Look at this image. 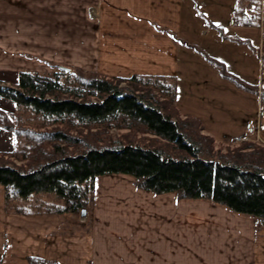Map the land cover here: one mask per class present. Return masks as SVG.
<instances>
[{
	"label": "crops",
	"instance_id": "1",
	"mask_svg": "<svg viewBox=\"0 0 264 264\" xmlns=\"http://www.w3.org/2000/svg\"><path fill=\"white\" fill-rule=\"evenodd\" d=\"M196 26L205 36L201 44L193 40ZM263 37L264 0H0V81L16 85L20 72L49 73L61 66L113 76L174 77L177 83L187 79L199 83L206 105L225 101L221 107L232 112L224 115L215 106L216 115H209L201 103L194 115L205 131L240 123L239 135L254 132L250 121L258 103L264 138V57L258 51ZM251 71L258 72L255 86L246 81ZM235 75L239 86L232 82ZM180 101L193 102L179 93ZM6 102L8 111L15 110ZM238 116L246 120L234 121ZM15 142L14 133L0 127V151L13 149ZM64 216L9 212L0 185V264H29V256L62 264H176L173 253L144 254L143 238L137 237L135 246L121 238L113 243L107 225L73 232L75 225L66 229ZM256 254L255 264H264V255Z\"/></svg>",
	"mask_w": 264,
	"mask_h": 264
},
{
	"label": "trees",
	"instance_id": "2",
	"mask_svg": "<svg viewBox=\"0 0 264 264\" xmlns=\"http://www.w3.org/2000/svg\"><path fill=\"white\" fill-rule=\"evenodd\" d=\"M69 75L75 79L71 81ZM152 76L107 77L93 71L61 69L52 73L20 72L16 85L0 81V96L14 101L17 108L31 109L47 122L46 126L68 122L79 126L142 124L180 152L173 156L162 148L128 142L90 145L69 153L67 145L80 138L60 128L38 131L25 127L16 121L15 113L0 109V127L11 130L16 139L22 136L34 144L20 151L24 165L14 163L18 148L0 152V185L5 188L7 210L31 213L17 206V201L29 199L36 192H52L64 198L66 206L52 204L45 212L78 211L85 205L93 187L90 182L97 176L128 173L136 177L141 188L157 193L175 191L182 198L211 199L264 220V145L248 142L227 153L215 152L214 139L202 132L199 117L175 119L171 112L179 101L177 85L170 103H162L153 92L164 89L152 83ZM122 81L130 85L122 87ZM171 86L167 85L165 91ZM260 99L264 104V90ZM28 260L29 264H62L36 256Z\"/></svg>",
	"mask_w": 264,
	"mask_h": 264
},
{
	"label": "rangeland",
	"instance_id": "3",
	"mask_svg": "<svg viewBox=\"0 0 264 264\" xmlns=\"http://www.w3.org/2000/svg\"><path fill=\"white\" fill-rule=\"evenodd\" d=\"M255 9L259 10L257 7ZM193 34L195 42L201 44L205 40V36L200 32L199 27H194ZM202 55L206 57L205 54ZM197 63L194 62V64ZM72 69L73 73L83 70L79 68ZM58 71H61V69H58ZM234 73L229 71L227 74L231 76ZM99 74L107 77H124ZM152 77H154L152 83L157 82V84L159 83V87H157L164 89L163 91L158 89L161 93L156 90L153 92L160 102L164 103L168 100L170 103V99L175 93V85H177L181 99L193 101L188 102V105H184L183 101H178L177 107L171 111L175 119L198 115L199 111H201V103L204 106L203 110H205L206 103L198 95L199 83L197 85L194 83L193 85L191 82L188 83L187 79L177 83V79L174 77ZM238 77L240 76H232V82L239 86ZM69 78L72 81L74 77L69 75ZM66 79L65 74L63 80L66 81ZM246 81L249 86H255L258 83V72L253 73L251 71L250 77ZM75 84L78 83L75 82ZM128 85L130 84L126 81L121 82L122 87H127ZM167 85L172 86L168 88V91H165ZM148 87L146 86L145 89ZM193 89L196 92L195 95L190 92ZM246 95L249 96L251 103V94ZM65 96L73 97L69 94ZM255 97L257 99V96ZM91 99L94 100L96 97H91ZM6 101L14 103L16 106L15 110L8 111L11 107H4L8 106ZM226 103L225 101L209 102V105H206L208 114L211 115L210 111H213L216 115V107H221ZM191 105L194 106L193 111L190 110L192 109ZM0 106L1 109L6 108L4 110L7 112L15 113L16 121L21 123L20 125L30 126L38 131L60 128L69 135L80 138V141L67 145L69 153L82 151L90 145H117L128 142L162 148L173 156H178L180 153L171 143L149 132L142 124L127 126L122 123H110L79 126L73 123L68 125V122L67 124H59L61 126L58 127L55 124L46 126L47 122L45 123L42 117L29 108H17L16 103L8 98L0 96ZM260 110H262L261 106L257 103L255 118L250 121L254 127L256 126L252 133L239 135L244 130L240 123L226 125L228 126L226 128L225 126L217 127L215 133L205 131L203 124L204 129L202 132L213 137L214 151L219 152V154L238 149L248 142L264 145V138L259 128L261 126L260 118L263 116L260 115ZM220 112L224 115L232 114L225 106L220 108ZM233 114L237 115L238 112L233 111ZM245 115L249 116L248 114ZM246 116H238L237 119L233 117V120L236 122L237 120L245 121ZM244 135L248 136V138L239 140V137ZM32 143L25 137L20 136L19 139H16L13 149L1 150L0 152L8 153L18 148L16 150L17 155L13 159L14 163L16 165H24L25 162L21 159L23 154L20 151L27 146L31 148L34 145ZM90 183L93 184V187L89 189L85 205L78 211L64 212V226L66 229L75 225L73 232H80L96 228V225L101 227L107 225V233L110 232L111 228V234L113 235L111 240L113 243L116 244L118 238H121V240L124 239L125 244L130 243V246H135L137 237L138 239L143 238L144 254H150L151 250L158 256H162V254L172 255L173 253L175 254L173 256H175L176 264H255L253 261L254 254L257 253L256 256L264 255V247L259 246L264 241V220L259 216L236 212L226 205L211 199L182 198L175 191L157 193L147 190L139 187L136 177L128 173L99 175ZM52 204L57 207H65L66 201L52 192H36L29 199L17 201V206L29 208L33 212L46 211V208ZM84 208L86 214L83 215L82 209Z\"/></svg>",
	"mask_w": 264,
	"mask_h": 264
},
{
	"label": "built area",
	"instance_id": "4",
	"mask_svg": "<svg viewBox=\"0 0 264 264\" xmlns=\"http://www.w3.org/2000/svg\"><path fill=\"white\" fill-rule=\"evenodd\" d=\"M258 51H259L260 57L261 58L264 57V37L261 39V41L259 43V49H258ZM247 138H248V136L244 135L242 137H239V140H245Z\"/></svg>",
	"mask_w": 264,
	"mask_h": 264
},
{
	"label": "water",
	"instance_id": "5",
	"mask_svg": "<svg viewBox=\"0 0 264 264\" xmlns=\"http://www.w3.org/2000/svg\"><path fill=\"white\" fill-rule=\"evenodd\" d=\"M61 68L66 69V70H70V67L61 66ZM82 213H83V215L86 214L85 208L82 209Z\"/></svg>",
	"mask_w": 264,
	"mask_h": 264
},
{
	"label": "snow or ice",
	"instance_id": "6",
	"mask_svg": "<svg viewBox=\"0 0 264 264\" xmlns=\"http://www.w3.org/2000/svg\"><path fill=\"white\" fill-rule=\"evenodd\" d=\"M218 27L220 26V25H217Z\"/></svg>",
	"mask_w": 264,
	"mask_h": 264
},
{
	"label": "bare ground",
	"instance_id": "7",
	"mask_svg": "<svg viewBox=\"0 0 264 264\" xmlns=\"http://www.w3.org/2000/svg\"><path fill=\"white\" fill-rule=\"evenodd\" d=\"M127 128V127H126ZM126 134V133H125ZM262 143V142H261Z\"/></svg>",
	"mask_w": 264,
	"mask_h": 264
}]
</instances>
